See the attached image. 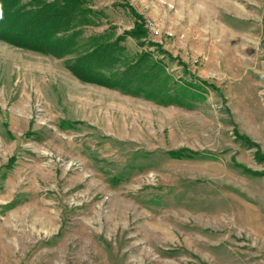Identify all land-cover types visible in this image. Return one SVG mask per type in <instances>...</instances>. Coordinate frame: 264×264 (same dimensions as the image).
Wrapping results in <instances>:
<instances>
[{"label": "rangeland", "instance_id": "rangeland-1", "mask_svg": "<svg viewBox=\"0 0 264 264\" xmlns=\"http://www.w3.org/2000/svg\"><path fill=\"white\" fill-rule=\"evenodd\" d=\"M83 1L0 33V264H264V0Z\"/></svg>", "mask_w": 264, "mask_h": 264}, {"label": "trees", "instance_id": "trees-1", "mask_svg": "<svg viewBox=\"0 0 264 264\" xmlns=\"http://www.w3.org/2000/svg\"><path fill=\"white\" fill-rule=\"evenodd\" d=\"M83 4V0H59L53 2L30 0L28 5L30 9L26 10L28 6L23 5L21 0H0V33L12 31L16 36L15 29L18 32L20 30V34L32 33L35 39L32 38L30 40L28 38V41L33 42L35 48L47 50L50 53H69L72 49V44H74V39L65 37L64 34L71 29L95 24L93 19L89 17V14L93 13L92 10L84 8ZM128 6L131 14L135 18H140L139 14L130 5ZM128 6L126 5V7ZM144 35L145 31H143L141 25L135 22L132 29L125 31L113 43L102 44L103 49L100 50L99 58H103L105 61L102 59V64L98 66L106 69L111 65V62L116 60L114 43L119 42L125 36L138 39ZM22 38L25 39V36ZM28 41L24 43L25 46L28 44ZM91 68L89 65L85 66L83 73L91 74ZM84 76L86 77V75ZM102 78L105 77L101 75ZM105 82L111 86V82L108 80ZM184 152V150H178L174 152V155L190 157L193 154L190 151ZM257 156L261 155L257 154Z\"/></svg>", "mask_w": 264, "mask_h": 264}, {"label": "built area", "instance_id": "built-area-1", "mask_svg": "<svg viewBox=\"0 0 264 264\" xmlns=\"http://www.w3.org/2000/svg\"><path fill=\"white\" fill-rule=\"evenodd\" d=\"M145 27L147 29V32H148V37L149 38H153L155 41L154 42H158V43H161V33H160V29L158 28V26L150 21V20H147L145 21ZM171 36V35H169Z\"/></svg>", "mask_w": 264, "mask_h": 264}, {"label": "crops", "instance_id": "crops-1", "mask_svg": "<svg viewBox=\"0 0 264 264\" xmlns=\"http://www.w3.org/2000/svg\"><path fill=\"white\" fill-rule=\"evenodd\" d=\"M139 14V13H138ZM133 26H134V23H133ZM133 26H132V28H133ZM132 28H130V29H132ZM130 29H128V30H130ZM128 30H126V31H128ZM125 32V31H124ZM123 32V33H124ZM123 33L121 34V35H119V36H122L123 35ZM119 36H117V37H119ZM116 40V39H115Z\"/></svg>", "mask_w": 264, "mask_h": 264}, {"label": "bare ground", "instance_id": "bare-ground-1", "mask_svg": "<svg viewBox=\"0 0 264 264\" xmlns=\"http://www.w3.org/2000/svg\"><path fill=\"white\" fill-rule=\"evenodd\" d=\"M179 6V5H178Z\"/></svg>", "mask_w": 264, "mask_h": 264}]
</instances>
